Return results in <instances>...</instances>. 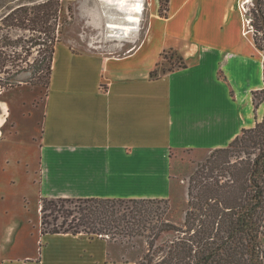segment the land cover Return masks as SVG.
I'll list each match as a JSON object with an SVG mask.
<instances>
[{
  "label": "crops",
  "instance_id": "1",
  "mask_svg": "<svg viewBox=\"0 0 264 264\" xmlns=\"http://www.w3.org/2000/svg\"><path fill=\"white\" fill-rule=\"evenodd\" d=\"M150 1L144 33L126 51L57 42L23 150L29 161L35 154L34 167L23 161L39 198H169L172 152L227 146L261 119L264 101L255 108L252 93L264 88V54L244 30L240 0H169L166 17ZM167 52L185 66L164 69ZM39 241L1 264H135L110 255L103 237L40 233Z\"/></svg>",
  "mask_w": 264,
  "mask_h": 264
},
{
  "label": "trees",
  "instance_id": "2",
  "mask_svg": "<svg viewBox=\"0 0 264 264\" xmlns=\"http://www.w3.org/2000/svg\"><path fill=\"white\" fill-rule=\"evenodd\" d=\"M168 1L159 0L161 17L167 16ZM0 2V71L8 72L4 59L13 67L18 61L27 64L4 81L0 79V87L19 84L15 76L30 71V79L43 73L48 88L59 41V0ZM252 20L255 45L264 54V44L255 36L257 31L264 35V0L253 6ZM14 27L28 30L31 37L22 42L10 38L8 28ZM22 46H28L25 51L37 46L43 55L29 63L25 57L29 54L22 56L17 50ZM4 47L10 48L7 58ZM177 66L185 64L181 61ZM252 95L257 108L264 101V88ZM168 202V198L41 197L40 233L86 234L112 240L142 236L147 249L135 264H264L260 244L264 235V112L253 127L243 128L227 146L214 148L190 175L181 225L169 220ZM168 233L172 238L157 243Z\"/></svg>",
  "mask_w": 264,
  "mask_h": 264
},
{
  "label": "rangeland",
  "instance_id": "3",
  "mask_svg": "<svg viewBox=\"0 0 264 264\" xmlns=\"http://www.w3.org/2000/svg\"><path fill=\"white\" fill-rule=\"evenodd\" d=\"M113 1L59 0L57 35L58 42L61 43L60 48H63L65 43L79 48L93 46L100 50H107L112 45L114 51L123 52L126 51V46L138 41L147 25L151 1L115 0L120 3L117 10L115 8L117 4H114ZM253 6V2L247 3V15L248 18H251L252 26ZM239 12L242 20H244L242 12L240 10ZM1 13L2 8H0V15ZM110 20H114L115 26H124L128 29L124 28V34L120 33V37L111 36L112 32L109 31V27L113 23ZM242 24L244 25L243 21ZM247 28V25L244 26V30ZM8 32L10 34L7 35L10 38H17L21 42L32 35L28 30L22 28H8ZM34 34L37 35V32ZM255 36L259 44H264L262 32L257 31ZM27 47L22 46L17 49L22 56L29 54L25 56L28 57L27 62L31 63L43 55L41 52L38 53L37 46L25 51ZM9 49L6 47L2 49L6 53V58L7 54L11 53L8 51ZM3 61L6 64L4 69L8 72L0 71L2 81L15 69L27 67L24 61H18V66L15 67L9 59ZM162 61L166 64L164 69L173 68L180 65L181 62L176 52H167ZM30 74V71H21L15 76L20 81L19 84L6 89L0 87V110L2 109L1 113L5 116L2 129L4 135L0 141V264L2 259L21 258L25 254L37 251L36 245L38 246L40 242L41 198H39L40 194L38 193L37 175L34 174L35 169L30 168V166L27 167L23 161L25 159L28 163L32 162L34 167L36 158L33 153L32 161H29L24 156L25 151L23 152V150L30 132L36 126L37 119H40L41 104L46 95L47 87L43 73L39 78L32 79H30ZM12 123H16L17 129H12L10 126ZM16 131L17 133H15ZM212 150L186 148L172 152L170 175L172 192L168 198V218L173 223L182 224L187 207L188 179L198 167L206 162ZM172 236L173 234L170 233L165 234L157 243L172 238ZM106 239L110 253H112L110 255L114 257H116L114 254L120 255L125 259L135 261V263L141 259L147 249L146 239L142 236L130 240L126 238L123 240ZM260 244L264 249V235L260 238Z\"/></svg>",
  "mask_w": 264,
  "mask_h": 264
},
{
  "label": "built area",
  "instance_id": "4",
  "mask_svg": "<svg viewBox=\"0 0 264 264\" xmlns=\"http://www.w3.org/2000/svg\"><path fill=\"white\" fill-rule=\"evenodd\" d=\"M253 0H240L239 2H238V8H239V10L242 12V14H243V16H244V20H243V23H244V26L246 27V25H247V29H246V31L245 32H253V30H254V28H253V26H252V24H251V18H248V7H247V3L248 2H252Z\"/></svg>",
  "mask_w": 264,
  "mask_h": 264
},
{
  "label": "bare ground",
  "instance_id": "5",
  "mask_svg": "<svg viewBox=\"0 0 264 264\" xmlns=\"http://www.w3.org/2000/svg\"><path fill=\"white\" fill-rule=\"evenodd\" d=\"M247 1H248V0H247ZM113 3H114V4H117V6L115 7L116 10L119 9V6H118V5H119L120 3H119L118 1H115V0L113 1ZM113 18H114V17H113ZM113 18H110V19H113ZM110 22L113 23V24H111L110 27H109V31L112 32V33H111V36H119V37H120V35H119L120 33L124 34V28H127V27H124V26H117V25L115 26V24H114V20H113V21L110 20ZM123 22H124V21H123ZM108 23H109V22H108ZM116 28H118V29L116 30ZM127 29H128V28H127Z\"/></svg>",
  "mask_w": 264,
  "mask_h": 264
},
{
  "label": "water",
  "instance_id": "6",
  "mask_svg": "<svg viewBox=\"0 0 264 264\" xmlns=\"http://www.w3.org/2000/svg\"><path fill=\"white\" fill-rule=\"evenodd\" d=\"M252 2H253L254 5H257L258 0H253Z\"/></svg>",
  "mask_w": 264,
  "mask_h": 264
}]
</instances>
